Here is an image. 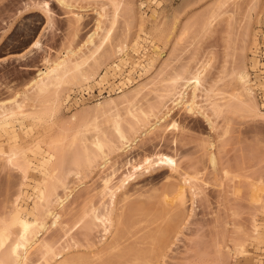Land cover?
Returning <instances> with one entry per match:
<instances>
[{"label": "rangeland", "instance_id": "374dc122", "mask_svg": "<svg viewBox=\"0 0 264 264\" xmlns=\"http://www.w3.org/2000/svg\"><path fill=\"white\" fill-rule=\"evenodd\" d=\"M66 1L85 9L69 10L60 6L57 0H0V105L5 102L4 105L14 106L15 110L17 104L13 99L16 98L23 107H17L21 110V114L16 110L20 115L14 111L16 115L0 126V234L2 226L9 223L17 210L24 218L41 219L47 210L45 207L50 206L49 201L53 209L57 205L56 200L64 198L71 190L73 192L69 199L53 209L60 213V225H53L52 218L46 219V215L43 218L48 221L49 228L41 232L39 238L50 243L55 253H67L69 256L71 253L77 255L83 252L87 255L94 246L97 249L109 241L111 235L117 237L123 231L127 238L123 236L125 245L122 251L130 255L121 260L108 259L111 261L104 257L95 264H264V0ZM100 8L106 13L103 12L106 16L103 25L107 28L104 29H109L111 34L105 40V30L101 32L105 34L100 33L101 37H96L94 45H87L85 41L95 29L96 10ZM153 25L169 30V33L167 30L163 32L168 33L171 39L161 35L166 40L170 39L169 44L163 39L167 46L166 43L162 44L161 36H153L157 33L153 31L157 29ZM161 29L159 33L163 34ZM139 36L143 46L139 45L135 51L130 48L125 61L111 54L119 43L123 45L127 42L132 46ZM37 41L41 44L36 47ZM69 47L74 50L81 47L79 55L87 57L85 63L88 64L84 66L87 71L109 53L115 57L110 59L108 56L109 61L105 59L103 66H95L94 71L102 67L98 73L96 71L97 76L90 83L73 86L76 83L71 80L72 84L69 79L70 82L66 81L68 84H62L64 81L60 82V86V83L51 84L42 94L36 88H31V82L36 79L39 70L45 68L51 59L62 56ZM161 51L165 52L164 56L157 59ZM152 61L154 65H151ZM243 64L247 66L256 87L254 95L257 110H246L244 103L243 109L241 103L237 102L239 98L236 93L240 85L233 73L241 69ZM202 65L208 67H205L203 86L197 92L196 103L211 117L213 126L196 112L189 113L183 108H176L163 125L161 123L151 132H145L150 123H155L158 116L173 107L172 101L179 96L176 94L181 91L183 83H173L175 74L189 78L195 69H202ZM150 66H154L152 70L148 68ZM146 70L150 72L146 74ZM140 82L144 83L143 87L147 85L146 88L141 87V94L133 91L135 96H130L129 91ZM126 89L130 93L128 95L135 99L132 105L128 104L133 100L129 96L125 102L124 98L122 101L120 97L117 98L122 93L120 91ZM136 94L140 95L137 97ZM232 94L236 99H233ZM115 96L120 100L117 102L115 99L116 104L94 108L97 102ZM135 105L140 109L135 110ZM141 109L148 114L147 117L142 114L144 112L138 111ZM132 111L137 116L133 117ZM111 112H120L125 132L133 137L139 136L136 146L127 153L118 150L121 142L109 121ZM105 113H109L108 117ZM76 114L77 119L73 117ZM105 115L108 118L106 121L110 123L105 122ZM94 117L100 123V136L106 142L105 152L109 153L114 166L111 165L117 170L112 181L113 187L116 184L117 188L125 176L131 175L136 165H142L144 170L149 163L174 158L177 168L155 166V169L148 168L149 171L138 170L128 187L117 192L119 197L117 199L116 196L115 206L110 205L109 196L102 199L98 192L103 177L110 174L113 168L109 165L101 169L99 166L101 154L91 144L96 132L84 133L86 145L91 148L90 153L84 149L81 138L75 142L73 140L77 131L81 130L79 128ZM170 124H178L179 130ZM166 127L172 129L166 130ZM131 128L136 132L132 134ZM62 135L65 137L61 138ZM56 137L61 139L59 151L64 148L67 157H64L66 160L62 170L59 169L60 179L55 177L56 181L62 182H54L52 178L49 180L53 181L50 185L55 183L56 188L47 183L50 186L48 189L45 182L43 185L45 174L41 171L40 163L48 159V145L51 146V140ZM14 151L17 155L11 163L9 155ZM211 152L217 157L215 170L209 163ZM89 154L92 163L88 162ZM74 158L79 160L76 165ZM26 160L32 162L29 169L25 167ZM128 161L132 166H126ZM185 177L190 179L185 193V208L173 212L169 210L170 205L174 209L176 204L169 200L174 204L172 207L167 200L171 199L169 192L163 188L178 190V185ZM46 187L48 196L44 193ZM162 189L168 197L163 200L158 197ZM258 189L259 192L261 190L258 194L260 197L254 200L252 197L259 193ZM43 193L48 199L45 197L40 201ZM125 194L131 200H126V197L123 199L128 204L130 202L131 206L136 205L134 203L137 201H140L138 204L141 206L150 201L148 204L152 207L147 209L146 203L147 206L143 209L138 206L140 209L133 213L128 210L129 214L125 212L127 216L121 221L124 222L121 226L115 218L118 211L121 213L120 204ZM174 194L173 197L176 196ZM150 196L155 197L150 200ZM105 205H108V209L115 207L113 219L119 223L115 226L120 228L115 227L116 231L112 224L111 234L105 236L106 241H103V228H96L91 235L86 234V229L78 223V216H82L83 210L91 206H97L101 211L106 209ZM171 211L174 218L170 216ZM182 212L185 213L183 218ZM179 214L183 219L181 222L178 221ZM171 218L182 224L180 228L176 223L180 229L173 225ZM255 224L259 225L258 231ZM172 225L176 228L172 229L177 231L176 236L171 229V234L167 230V233L163 231ZM63 226H67L71 232L66 234ZM19 229L18 225L10 228L12 241L18 237ZM118 229L121 231L118 232ZM114 230L116 232L112 234ZM161 231L166 236L174 235V241L166 252L161 248L164 244L161 243L164 239ZM241 244L244 246L243 252L236 253L235 248ZM43 250L41 245L33 249L26 264L44 263ZM136 252L140 254L137 256ZM135 256L139 257L138 260ZM8 264L13 263L9 261Z\"/></svg>", "mask_w": 264, "mask_h": 264}, {"label": "bare ground", "instance_id": "6f19581e", "mask_svg": "<svg viewBox=\"0 0 264 264\" xmlns=\"http://www.w3.org/2000/svg\"><path fill=\"white\" fill-rule=\"evenodd\" d=\"M223 1H225L226 2V0H223ZM57 3L58 4H60V6H63V7H65V8H67V9H71V10H75V9H73V8H79V10H81V9H83L84 7L82 6V7H76V6H78V5H72V3H70V2H67L66 0H57ZM222 3V2H221ZM222 4H224V3H222ZM48 5V4H47ZM80 6V5H79ZM89 8V7H88ZM104 8V7H103ZM103 8H100L99 10H96L97 12V17H96V24H95V29H93V32L89 35V36H87L88 38H87V40L85 41V43L87 44V45H94L95 44V39H96V37L98 38L101 34H105V33H101V32H104L107 28L105 27V25H103L104 23V18L106 17L105 15H104V9ZM85 9V8H84ZM95 9V8H94ZM102 9V10H101ZM104 12V13H103ZM106 14V13H105ZM154 27L156 26V30H153V31H157V33L156 34H154L153 36H161V35H164L163 37H165V36H167L168 37V31L169 30H167V29H161V27H159L160 29H161V32L163 33V34H160L159 32H160V29L158 28V26L157 25H153ZM152 26V27H153ZM104 28H106V29H104ZM163 28V27H162ZM152 29L153 28H151V32H152ZM166 30H167V32L168 33H164V32H166ZM107 31V34H106V36L104 35V38H105V40L106 39H109L108 37H109V35L111 34V32H110V30L108 29V30H106ZM149 31V32H150ZM164 31V32H163ZM148 32V33H149ZM101 33V34H100ZM153 33V32H152ZM155 33V32H154ZM149 34H151V33H149ZM159 34V35H158ZM168 34V35H167ZM152 35V34H151ZM147 37H151V36H148V35H146ZM151 37V38H155V37ZM170 36V35H169ZM101 37V36H100ZM103 37V36H102ZM140 37L141 36H139L138 38H137V40L132 44V46L131 45H128L127 44V42L124 44V43H122L123 45H121V43H119L120 45H116V46H118V47H115V49L117 48V50L115 51V49H113V51L111 52V54H116L115 56H117L118 58L120 57L121 58V60L123 61H125L126 60V56L128 55V50L131 48H133V50L135 51V50H137L138 49V47H142L143 45H141L140 43ZM146 37V38H147ZM104 38H102L103 40H104ZM157 38V37H156ZM162 40L161 41H163V43L162 44H165L166 42L165 41H167V43L169 44V40L171 39V37H168V38H170L169 40H168V38H167V40L165 39V38H162V36L160 37ZM143 39V38H142ZM148 39V38H147ZM158 39V38H157ZM165 41H164V40ZM104 40V41H105ZM144 40V39H143ZM149 40H151V39H149ZM154 40V39H153ZM152 40V41H153ZM159 40V39H158ZM148 41V40H147ZM155 41V40H154ZM157 41V40H156ZM160 41V42H161ZM39 41H37V43H36V47H37V45L38 44H41L40 42L38 43ZM84 43V44H85ZM152 43V42H151ZM166 43V46L168 45ZM85 44V45H86ZM149 44V43H148ZM154 44V43H153ZM34 45V44H33ZM140 45V46H139ZM39 46V45H38ZM131 46V47H130ZM144 46H145V44H144ZM147 46V45H146ZM154 46V45H153ZM148 47V46H147ZM156 47V46H155ZM155 47H154V49H155ZM157 48V47H156ZM81 49V47L80 48H78L77 50H74V48L72 49H70V47L68 48V50L64 53V54H62V56H60L59 55V57H57L56 59H54V60H50L49 61V63H48V65L47 66H45V68H43V69H40L39 70V72H38V74H37V77H35L36 79H34L33 80V82H31L32 84H31V88H36L35 90H38L39 92L38 93H40L41 92V94L42 93H44V91L46 92V88L47 87H49V86H52V85H55V83L57 84V83H62L63 81V83L62 84H65V83H67L68 84V82H66V81H69V79H70V81L72 80L74 83H76L75 85H73V86H81V85H84L85 83H90V82H92L94 79H95V77L97 76V74H96V71H97V73H98V70L100 71V68L103 66L102 65V63L105 61V59H106V62L107 61H109V60H107L108 59V56H110V59L112 58V57H115V56H113V55H111L110 53H109V55H106L107 56V58H106V56H105V58L102 60L101 59V61L100 60H98L99 62H97L96 61V64H95V66H97V68H98V66H100V65H102L99 69H97L96 71H94L95 69H96V67L94 66V68H88V69H91V70H88L87 71V68H85L84 66H86L87 64H88V62L87 63H85L86 62V58L87 57H83L82 55H79V51H81L80 50ZM140 49V48H139ZM145 49H147V48H145ZM158 49H160V48H158ZM156 50V49H155ZM161 50H163L164 51V49H161ZM139 51V50H138ZM163 51H161L159 54H158V56H157V59H160V58H162L163 56H164V53L165 52H163ZM158 53V52H157ZM79 55V56H78ZM78 56V57H77ZM81 56L84 58H81ZM81 58V59H78V58ZM86 59V60H85ZM101 62V63H100ZM47 63V62H46ZM84 63H85V65H84ZM98 63V64H97ZM124 63V62H123ZM152 64L151 65H154L153 63H154V61H152L151 62ZM106 63H104V65H105ZM140 64V63H139ZM139 64H137V65H139ZM205 63H203V65H204ZM203 65L201 66L202 67V69L201 68H197V69H195L194 71H193V74L190 76V75H188V77L189 78H187L186 76V78H184V75L182 76V74H175V76H174V82L173 83H175V84H178L179 82L181 83H183L182 84V89H181V91H178L179 93H177L176 94V96L177 95H179L178 97H175L176 99L175 100H173L172 101V103H174L173 104V107H171V108H167V112H165V113H162L163 115L162 116H158L157 117V121H155V123H150L151 125H150V127L149 128H147L146 129V131L145 132H151L154 128H156L157 126H159V124H161V125H163L164 124V122H166V121H168L169 120V118H170V116H171V114H172V112H173V110L174 109H176V108H180V109H185L187 112H189V113H197V114H199V115H201V116H203L204 118H205V120L208 122V124L212 127L213 126V124H212V119H211V117H209L206 113H205V111H203V109H201V107L199 108L198 106H197V103H196V99L198 98V95H197V92L200 90V88L203 86V74H205L204 73V71L205 70H207V68H205V67H208V65H206L205 67H203ZM117 67H119V64H117L116 65ZM144 66V65H143ZM82 67H83V69H82ZM93 67V66H92ZM152 66H150V67H148V68H151ZM154 67V66H153ZM152 67V68H153ZM147 68V69H148ZM152 68L150 69V70H152ZM84 69H86L85 71H83ZM93 69V70H92ZM199 69V70H198ZM239 69V68H238ZM235 70L234 71V73H233V75H236V77H235V79L237 80V83H239V85H240V89L237 91V95L236 96H238V100H241V101H238L237 100V102H240L241 104V106L243 107V109H245V107H246V110H250V109H255V110H257V103H256V99H255V90H256V87H255V85L253 84V82H252V79H251V74H250V72H249V70H248V68H247V66L245 65V64H243L242 66H241V69H239V70ZM150 70H149V72H150ZM91 71V72H90ZM93 71V72H92ZM147 71V70H146ZM196 71V72H195ZM148 71L146 72V74L147 73H149ZM206 72V71H205ZM192 73V72H191ZM190 73V74H191ZM177 76H178V78H177ZM181 78H180V77ZM69 81V82H70ZM71 81V83L72 84H74L73 82ZM184 81V82H183ZM59 84L58 86H60V85H62V84ZM142 84V86H139V85H141ZM140 83H137L136 85L138 86H135L134 87V89H129V90H131V91H129V92H131V94L129 93V92H127V89H126V91H120V92H122L121 93V95H119L117 98L118 99H120L121 101L123 100L122 98H124V100H123V102H125V101H127V99H128V93L130 94V96L132 95V96H135L134 94H133V91H134V93H140L141 94V92L143 91V90H141V92L139 91V89L142 87V89H144V88H146V86L147 85H145V87H143L144 86V83H142V82H140ZM52 84V85H51ZM70 84V83H69ZM139 84V85H138ZM146 84V83H145ZM138 91V92H137ZM239 92V93H238ZM140 94H136L137 95V97L140 95ZM235 94V93H234ZM234 94H232V95H234ZM129 96V97H130ZM108 97V96H107ZM120 97V98H119ZM127 97V98H126ZM232 97L233 96H231V99H232ZM106 98V97H105ZM110 98V97H109ZM131 99H133V100H131L132 102H128V104H130V105H132V103H133V101H135V99H134V97L132 98V97H130ZM236 99V97H235V95H234V97H233V99ZM16 98H14L13 99V101L15 102V105H16V108H15V110H14V106H12V107H10V106H6V105H4V103L5 102H3V103H1L2 105H0V107H1V112H0V126H3L4 124H6V123H8V119L9 118H11V117H13L14 115H16L15 113H17V115L21 112V110H19L20 109V107L21 108H23L22 107V104L21 103H19V102H17V100H15ZM115 99H116V96H115V98H110V99H104L103 101H100V102H97L96 104H94V108H96V109H101L103 106H110V104L111 105H113V103L115 102ZM118 99H116V101L118 100ZM120 100H118V101H120ZM10 101H12V100H10ZM117 101V102H118ZM244 101V102H243ZM127 103V102H126ZM243 103H244V106H243ZM109 104V105H108ZM114 104H116V103H114ZM135 104V103H134ZM21 105V106H20ZM187 106L188 107H190L189 109L187 108ZM8 107H10V108H8ZM19 109H18V108ZM134 107V106H133ZM135 107H137L136 105H135ZM19 110V113L18 112H16V110ZM137 109H140L139 107H137V108H135V110H137ZM142 110V109H141ZM138 110V111H140V112H144V113H142V114H144V116H146L147 117V115L148 114H146L145 113V111L144 110ZM14 111H15V113H14ZM130 112H131V110H130ZM113 113V114H112ZM116 112H111L110 114L111 115H109V113H105L106 115H107V117H108V115H109V121H111V125H113L112 126V129H113V131H114V133L115 134H117V136L119 137V140H120V142H121V146H119V148H118V150H120V151H122V152H125V153H127V152H129V151H131L135 146H136V144H137V142L139 141L138 140V137L139 136H131L130 134H128V132L126 133L125 131H124V127H123V119L121 118L122 117V115L121 114H119L120 112H117L116 114H115ZM132 113H134V115L133 114H131V115H133V117H135V115L137 114L136 112H134V111H132ZM21 114V113H20ZM19 114V115H20ZM75 114V113H74ZM146 114V115H145ZM264 114V113H263ZM106 115H105V122L107 123H110L109 121H106V120H108V118L106 117ZM112 115H113V117H112ZM119 115H121L120 116V118H119ZM73 116V115H72ZM137 116V115H136ZM73 117H75V119H77L76 117H77V114L76 115H74ZM149 117V116H148ZM156 117V116H155ZM107 118V119H106ZM137 118V117H136ZM112 119V120H111ZM122 121H121V120ZM97 117H94L92 120H89V121H86V124L84 125V126H82L81 128H79V129H83L82 131L81 130H79V131H77V134H75V136L73 137V140H74V142L78 139V138H81L83 141H84V149L86 150V152L87 153H90L91 152V148L89 147V146H87L86 145V139H85V135H84V133L85 132H89V131H95L96 132V134L93 136V140L91 141V144H92V146L96 149V151L97 152H99L100 154H101V163H100V167H101V169H106L109 165L110 166H114V164H112V158H111V156L109 155V153H106L105 152V147H106V142L104 141V137H102V135L100 136V129H99V122L97 123ZM175 124H176V122H175ZM160 125V126H161ZM178 125V124H177ZM177 125H174L173 124V126L170 124V126H172V127H174V128H176V130L178 129V127H177ZM176 126V127H175ZM123 127V128H122ZM94 129V130H93ZM170 130V129H172V128H168V127H166V130ZM133 130H135V129H133ZM175 130V129H174ZM179 130V129H178ZM172 131V130H171ZM134 133V132H136V131H132V128H131V133ZM132 133V134H133ZM78 134H80L81 135V137L78 135ZM127 134L129 135V137L127 136ZM137 133H135V135H136ZM103 135H105V134H103ZM133 137V139L131 138V137ZM17 137V136H16ZM61 138L63 137H65V136H60ZM60 137H56V138H54V139H52L51 141H52V143L51 142H49V144L51 143V146L50 145H48V152H46V156L48 157V159L47 160H43L41 163H40V168H41V171L45 174V178L43 179V185H44V182H45V186H49L50 185V183H52L53 181L54 182H62V181H56L55 180V177H56V179H60L58 176H60V174L61 173H59L60 171H59V169L60 170H62V167H63V164L65 165V161H64V159L67 157V153H65L66 152V150L65 151H63V149L64 148H62V151H59V147L58 146H60V144H61V142H60V140L61 139H57V138H60ZM55 139H57V140H55ZM54 140V141H53ZM63 140V139H62ZM59 145H58V144ZM50 146V147H49ZM115 148V147H114ZM113 148V149H114ZM115 149H117V147L115 148ZM61 150V149H60ZM114 151H116V150H114ZM8 154V153H7ZM17 154L15 153V151L14 152H12L10 155H9V158H10V162L11 163H13L14 162V159H13V157L15 158V156H16ZM66 156V157H65ZM65 157V158H64ZM75 157H78L77 155L75 156ZM209 163H210V165H211V167L215 170L216 169V167H217V157H216V155L213 153V152H211L210 154H209ZM76 159H77V161H76ZM56 160L58 161V163L56 162ZM62 160V161H61ZM66 160V159H65ZM74 161V163H75V165H76V162H79V160H78V158H74L73 159ZM60 161V162H59ZM26 164H27V166H25L27 169H29L30 167H31V164H32V162L31 161H27L26 160ZM64 162V163H63ZM88 162H90V163H92V161H91V158H90V154H89V157H88ZM130 161H128V163H126V164H128V165H126V166H128V167H130V166H132V165H130V163H129ZM59 164H60V166H59ZM61 164H62V166H61ZM112 164V165H111ZM150 164V163H149ZM148 164V166H145V167H147L146 169L144 168V170H146V171H149V169L151 168V167H154V169H155V166L156 167H162V166H170L172 169H176L177 168V164H176V161H175V159L174 158H167V159H159V160H157V161H155L154 163H151L150 165ZM77 165H78V163H77ZM124 165V166H125ZM130 165V166H129ZM79 166V165H78ZM112 166V168H113V170H112V172L110 173V174H107L105 177H103V179H102V187H101V190L98 192V194H99V197L100 198H102V199H104V197L106 196L107 197V195L109 196V198H110V200H109V203H110V205L111 204H113L114 206H115V204H114V202H115V200H116V196H117V192H119V190H125L127 187H128V185L130 184V181L134 178V175L137 173V171L138 170H142V165H140L141 166V168H140V166L139 165H136L134 168H132V169H134V171H133V173H130L131 175H129V176H125L126 178L124 179L123 178V180L120 182L121 184H119L118 183V187L116 188L115 186H116V184H114V187L116 188H114L113 187V183H112V181L114 180V177H115V175H116V172H117V170H116V168H114ZM25 168V169H26ZM149 168V169H148ZM151 169H153V168H151ZM144 170H142V171H144ZM78 174H80V173H78ZM54 179L53 181L51 180V181H49L50 179ZM121 180V179H120ZM119 180V181H120ZM49 181V182H48ZM184 181V182H183ZM182 181V183L180 184V185H178V190H177V188H176V190H174L173 191V189H175V188H173V189H170L171 187H168V188H163L164 190H166V191H168L169 192V194L168 195H170V198L171 199H167L168 201L169 200H171L174 204H176L175 205V207H176V209H175V207H174V204H172L170 201V203L173 205L172 207H174V209L173 208H171V205H170V209L169 210H172L173 212L174 211H176L177 209H182V211L184 210L183 208H185V205H186V190H187V187L189 186V182H190V179H189V177L188 178H186L185 177V179ZM47 183L49 184V185H47ZM55 183H53V185L51 186V187H53L54 189L56 188L55 186ZM50 186L48 187V189H50ZM44 187V186H43ZM47 187L46 188H44L45 189V191H44V193L46 194V193H48V189H47ZM52 188V189H53ZM191 188H193V187H191ZM53 189V190H54ZM161 190L162 192H163V194H162V192H161V195L160 194H158V195H156V196H158L161 200H163L162 198H168V197H166V193H165V195H164V190ZM170 191H169V190ZM259 189H262V188H259ZM259 189L257 190V192H259ZM47 190V191H46ZM70 192L67 194V195H65L64 196V198H61V197H57L58 199L56 200L57 202V205L56 206H54V207H57V206H60L61 204H63L66 200H68L69 199V197H70V195L72 194V192L73 191H71V190H69ZM165 191V192H166ZM175 191H177L176 192V194H174V193H172V192H175ZM121 192V191H120ZM167 192V193H168ZM170 192H171V194H170ZM260 192H261V190H260ZM260 192L259 193H255V195L257 194H260ZM44 193L41 195V198H39V200L40 199H45V197L48 199V195L46 196V195H44ZM122 193V192H121ZM157 193H160V191L159 192H157ZM156 193V194H157ZM173 194L174 195H176V196H174L173 197ZM102 197H101V196ZM163 195V196H162ZM167 195V196H168ZM255 195H253V199L255 200H258V197H260V195H258V196H255ZM120 196H122V195H120ZM142 196V195H141ZM160 196H162V197H160ZM172 196V197H171ZM63 197V196H62ZM118 197L119 196H117V199H118ZM124 197H126L125 199L126 200H128L129 199V201L131 200L130 198H129V195L127 194V196H126V194H125V196H123L122 197V199L124 198ZM128 197V198H127ZM155 196H150V197H148V198H150V200L152 199V198H154ZM173 198V199H172ZM262 198V197H261ZM260 198V199H261ZM125 199H123V200H121V201H123L121 204H120V209H121V206H122V209H121V213L118 211V215H117V218H115L116 220H118L117 222H119V223H121V226L123 225V223L121 222V221H124L123 219H125L124 217L125 216H127L128 214H129V211H130V213H133L134 211H137L136 209H140V208H142L143 209V207L144 206H147L146 205V203L148 204H150V201L149 202H145L142 206L141 205H139L138 204V202H140V201H137V202H135L134 204H136L137 205V207L135 208V206L136 205H133V203H132V205L134 206V208H133V206H131V204H130V202H129V204H130V206H129V204L127 203V201L125 200ZM165 201H167L166 199H164ZM41 201V200H40ZM42 201H45V200H42ZM124 201L126 202V203H124ZM168 201H167V203H168ZM102 202H104V201H102ZM256 202V201H255ZM257 202H259V201H257ZM104 203H106V202H104ZM141 203H143V201H141ZM140 203V204H141ZM166 203V202H165ZM167 203H166V205H167ZM49 204H50V206H53L51 203H50V201H49ZM49 204H48V206H49ZM127 204H128V206H127ZM148 204V206H147V209H149L150 207H152V206H150ZM152 204V203H151ZM104 205V204H103ZM109 205V204H108ZM108 205L105 207L106 209H108ZM125 205L127 206V207H125ZM169 205V204H168ZM49 206V208H51L52 209V207H50ZM113 206V207H114ZM140 208H139V207ZM53 207V209H55ZM112 207V206H111ZM110 208L109 207V211L107 210L106 211V209H103V210H101V211H99L100 209H99V207L97 208V206L96 207H92L91 206V208L89 207L88 209H85V210H83V213H81L80 215H82V216H78V223H80L82 226H83V228H85L86 229V234H89V235H91V233H93L92 231L94 230L95 231V229L96 228H99V227H102L103 228V232L105 233L104 235H102V240L103 241H106V237L105 236H107V235H109V234H111L110 233V230H112V228L111 227H113L112 226V224H114V228L116 227L115 226V224L117 223V222H115V220L113 219V213H115V212H113V211H115V207L114 208ZM130 207H132V208H130ZM47 210L49 209V208H47V207H45ZM127 208V209H126ZM45 209V210H46ZM51 209H49L48 211H47V214L44 212V214H43V216H42V218L41 219H34V220H30V219H28V218H24L23 216H22V214H21V212L19 211V210H17L16 212H14L13 214H12V217H11V220L9 221V223L7 224V225H4V226H2V228H1V234H0V264H8V262L9 261H11L13 264H26L27 263V261H28V259H29V256H30V254H31V252L33 251V249H35V248H37V246H39V245H41V247L44 249L43 250V254H42V258H43V260H45V262L44 263H39V264H95L97 261H99V260H102L104 257H106L107 258V261H111V260H108V259H111V258H114V259H116V260H121V259H126L129 255H130V253H127V252H123L122 251V246L123 245H125V243H123L124 242V238H123V236L125 235H123V231H121L120 229H118V232H120L119 234H118V232H117V237L115 236V232L117 231L116 230V228L117 227H119L120 228V226H117L116 228H115V230H114V232L112 233V234H114V235H111V237H109V241L107 240V242H102L103 244H101V246L100 247H98L97 249H96V246H94L93 248L95 249H93L91 252H90V254H87V255H90L91 256V258H90V256H87L86 254H82L83 252H81V254H78L77 253V255L76 254H74L73 255V253H69L68 255L69 256H67L65 253H55V251H54V248H53V246L50 244V243H46V242H43L40 238H39V234L41 233V232H45V231H47L48 230V228H49V225H48V221L46 220V219H48V218H52L51 220H52V224L53 225H60V223H61V221H60V223L58 222L59 221V217H60V215H58V213L59 212H56L55 210H51ZM99 209V210H98ZM112 209V210H111ZM144 209H146V207L144 208ZM98 210V211H97ZM104 210L106 211V213L104 212ZM129 210V211H128ZM168 210V211H169ZM102 211H103V214H101L102 213ZM116 211H117V208H116ZM128 211V212H127ZM172 211H171V214H170V216L172 217L173 216V218H174V213H172ZM100 212V213H99ZM125 212L127 213V215H125ZM105 213V214H104ZM120 213V214H119ZM183 213L184 212H182V218H183ZM60 214V213H59ZM169 214H168V216L167 217H169ZM185 214V213H184ZM44 215H46V217L44 216ZM176 216H178V214H175ZM62 216V215H61ZM116 216V215H115ZM46 218V219H43V218ZM48 217V218H47ZM79 217H81V218H79ZM181 216H180V214H179V217H178V221L179 222H181L180 220H183L182 218H180ZM62 218V217H61ZM173 218H171L172 219V223H173V225L176 227V228H178V227H180V225H182L181 223L179 224L178 222H176ZM81 219V220H80ZM169 219V218H168ZM113 220H114V223H113ZM166 220V219H165ZM80 221V222H79ZM173 221H175V222H173ZM119 223H117V225H119ZM179 224V226L177 225V224ZM182 223H183V221H182ZM77 224V223H76ZM15 225H18L19 226V233H18V237L15 239V241H12V239H11V232H10V228L12 227V226H15ZM172 225V227L171 228H168V229H162L163 231H165L166 233H167V231H169V229H171V231L174 233L175 231H173L172 229H176L174 226ZM178 226V227H177ZM72 228V227H71ZM111 228V229H110ZM181 228V227H180ZM180 228H178V229H180ZM255 228H256V231H258L259 230V225L258 224H255ZM65 229V230H64ZM177 229V230H178ZM63 230H64V232L66 233V234H69L70 232H71V229H67V226H63ZM120 230V231H119ZM124 230V229H123ZM167 230V231H166ZM163 231H161V232H163ZM171 231H169L168 232V234H171L172 232ZM179 231V230H178ZM177 232V231H176ZM174 233V235L176 234V235H178L177 233ZM180 232V231H179ZM178 232V233H179ZM124 233H125V231H124ZM165 233L163 232V234L161 233V235H163L164 236V239L162 238V240H161V243L163 244V246L161 247L162 248V250H163V252H166L167 251V249L172 245V243H173V236L174 235H172V237L170 236V235H168V236H166V234L164 235ZM122 235V236H121ZM175 235V236H176ZM114 236V237H113ZM166 236V237H165ZM104 237H105V239H104ZM125 237V236H124ZM110 238H112L113 240H111ZM125 238H127V237H125ZM175 238V237H174ZM101 240V241H102ZM127 240V239H126ZM123 241V242H122ZM238 247H236L235 248V252L236 253H238L237 251H241V252H243L242 250H244L243 248H244V246L241 244L240 246L239 245H237ZM139 253V252H138ZM137 252H136V254L135 255H137L138 254ZM60 254H62V255H60ZM140 254V253H139ZM138 254V255H139ZM80 255V256H79ZM82 255H85L84 257L82 256ZM137 255V256H138ZM136 257V256H135ZM139 258V257H138ZM138 258L136 257V259L138 260ZM105 264H106V262H105Z\"/></svg>", "mask_w": 264, "mask_h": 264}]
</instances>
